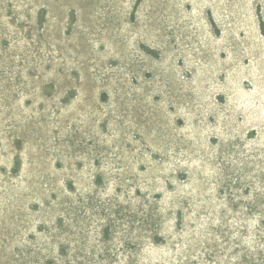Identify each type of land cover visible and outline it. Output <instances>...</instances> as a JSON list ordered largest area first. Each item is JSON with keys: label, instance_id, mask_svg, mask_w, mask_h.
Here are the masks:
<instances>
[{"label": "rangeland", "instance_id": "1", "mask_svg": "<svg viewBox=\"0 0 264 264\" xmlns=\"http://www.w3.org/2000/svg\"><path fill=\"white\" fill-rule=\"evenodd\" d=\"M0 264H264V0H0Z\"/></svg>", "mask_w": 264, "mask_h": 264}]
</instances>
